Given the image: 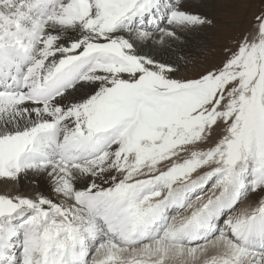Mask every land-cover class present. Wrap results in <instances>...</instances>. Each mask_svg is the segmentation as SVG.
Masks as SVG:
<instances>
[{
	"label": "snow or ice",
	"instance_id": "6c2138e0",
	"mask_svg": "<svg viewBox=\"0 0 264 264\" xmlns=\"http://www.w3.org/2000/svg\"><path fill=\"white\" fill-rule=\"evenodd\" d=\"M212 24L0 0V178L60 197L0 193V264H264V7L194 74L143 51Z\"/></svg>",
	"mask_w": 264,
	"mask_h": 264
},
{
	"label": "rangeland",
	"instance_id": "374dc122",
	"mask_svg": "<svg viewBox=\"0 0 264 264\" xmlns=\"http://www.w3.org/2000/svg\"><path fill=\"white\" fill-rule=\"evenodd\" d=\"M183 3L189 10L208 16L213 21L212 26L186 33L183 42L164 43L167 51L162 54L153 53L152 47L144 50L161 61L171 62L183 57L181 71L189 75L218 62L220 46L229 43L238 31L250 27L253 16L264 7L262 0H183ZM219 134V129L214 130L212 139H217ZM6 192L34 195L22 189L21 182L0 178V193Z\"/></svg>",
	"mask_w": 264,
	"mask_h": 264
},
{
	"label": "bare ground",
	"instance_id": "6f19581e",
	"mask_svg": "<svg viewBox=\"0 0 264 264\" xmlns=\"http://www.w3.org/2000/svg\"><path fill=\"white\" fill-rule=\"evenodd\" d=\"M151 47H152V52L156 53L158 55L167 51L166 48H164L163 44L155 43ZM143 51H145V50H143ZM173 58H174V56H173ZM19 182H21L22 189L28 190V193H32V194L42 193L44 195L51 196L53 198H57V194L50 190L49 184L45 183V181L43 179L40 182L33 183L29 177L22 176L20 178Z\"/></svg>",
	"mask_w": 264,
	"mask_h": 264
}]
</instances>
